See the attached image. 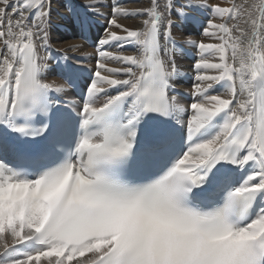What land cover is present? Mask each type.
<instances>
[{"label": "snow or ice", "instance_id": "snow-or-ice-1", "mask_svg": "<svg viewBox=\"0 0 264 264\" xmlns=\"http://www.w3.org/2000/svg\"><path fill=\"white\" fill-rule=\"evenodd\" d=\"M52 3L0 0V264H264V0L69 3L82 37L91 16L107 24L79 102L64 94L89 57L51 46ZM202 10L219 43L187 39L185 106L167 44L173 14ZM52 60L63 84L44 79Z\"/></svg>", "mask_w": 264, "mask_h": 264}, {"label": "bare ground", "instance_id": "bare-ground-1", "mask_svg": "<svg viewBox=\"0 0 264 264\" xmlns=\"http://www.w3.org/2000/svg\"><path fill=\"white\" fill-rule=\"evenodd\" d=\"M139 4H130L128 5L129 7H142V6H148L149 0H137ZM80 2H82V0L77 1V0H73L72 3L75 4H79ZM237 3H241L243 2V0H236ZM253 2V0H248V3L251 4ZM113 3V0H104V4L105 6H101L99 8V10L105 14H108L110 12V7L108 5H111ZM120 3V0H119ZM209 3L211 4H215V3H219V0H209ZM121 4V3H120ZM68 5V0H53L52 3V14H51V25H50V29H49V34H50V43L52 46L54 47H58L61 49H66L68 48L69 45L71 44H81L83 45V47L88 46L87 44L82 43V41H80L79 39H77L76 37H74L73 35H70V32L73 29H76V27L74 26L72 20H71V14L68 12L67 10V6ZM230 4H228L227 6H229ZM122 6V4H121ZM60 9V11L57 13V10ZM196 19L192 20H183L177 16H175V14H173L172 18L176 20V24L174 25L173 29H172V34L174 39L176 40V45L173 46L171 43H168L167 46L170 50H172L174 48V51L172 52V55L174 56L175 59V64H176V68H177V72L178 75L173 79V82L176 83L179 87L188 90L187 88H185L184 86V81L187 78L186 74L191 75H196V70L194 68V64L196 62V60L199 58L200 56V52L199 49L192 44H188L186 43L188 38H191L192 40H195L197 42L203 40L206 43H215L218 42V40H215L211 37H207L203 34V27L206 26L205 20L206 18H212V14L210 11L208 10H202L200 12H197L194 14ZM95 18H98L99 20H104L105 18H103V16H91L90 17V21L92 22V19L94 20ZM146 17H126V18H121L120 19V23L124 24L125 26L128 27H132V28H137L141 26V21L142 19H145ZM215 22L220 23L221 20L219 18H215ZM181 23L182 26L178 27V25ZM53 24H57V25H61V27L59 29H56ZM68 26V28H65V26ZM93 24H90L89 29L93 30L94 27L92 26ZM201 26L200 29H198L196 26ZM114 31H119L118 29H112ZM200 30V31H199ZM105 35V33H104ZM103 35V36H104ZM162 43H166L165 41L162 40ZM135 52V46L128 44ZM180 45H184L186 48L191 49L192 53L195 54L196 59L195 61L190 60L185 53L183 52V50L180 49ZM89 47V46H88ZM106 51H115L117 45L115 43H113L111 46H105ZM104 47V48H105ZM80 51V50H79ZM79 51L75 54H78ZM69 54H71L72 52L69 51ZM126 54H129L128 52H125ZM98 58V56H97ZM96 58V59H97ZM122 65L116 62H112L111 63V67H121ZM50 77L46 78V81H48ZM121 79H123L124 77H119ZM189 88H192V84L188 85L186 84ZM219 91V93L221 91H223V89L221 88H217L215 90V92ZM218 94V93H217ZM11 242V239L9 238V243ZM27 249H19L18 251L20 252H24ZM90 255V254H88ZM79 260H86L85 258H80ZM40 264H48L46 259H42Z\"/></svg>", "mask_w": 264, "mask_h": 264}, {"label": "rangeland", "instance_id": "rangeland-1", "mask_svg": "<svg viewBox=\"0 0 264 264\" xmlns=\"http://www.w3.org/2000/svg\"><path fill=\"white\" fill-rule=\"evenodd\" d=\"M72 1L73 0H68V4L69 3H72ZM77 1H80V0H77ZM207 2H208L209 5H211V3H209V0H207ZM120 3L122 4L123 7H128V8H132V7H129L128 6L130 4H139L137 0H120ZM219 4H221V6H227L229 4V0H219ZM232 22L233 21H229V23H232ZM215 43H219V41L218 42H215ZM79 50L80 51H79L78 54H82V53H86V52L93 53L92 48H90L88 46L81 47ZM124 51L125 52H128L129 54H133L135 52L128 44H125ZM71 54H73V53H71ZM104 62L105 63H108L109 66L111 67V63L113 61H104ZM80 63L82 65L84 64L83 62H80ZM188 74H189V71H188ZM47 82H55L56 84H60L55 78H52V77H50ZM184 86H185V88H187L190 91L191 88H189L186 84H184ZM222 92L223 91H221L220 93H222ZM220 93H218V94H220Z\"/></svg>", "mask_w": 264, "mask_h": 264}]
</instances>
